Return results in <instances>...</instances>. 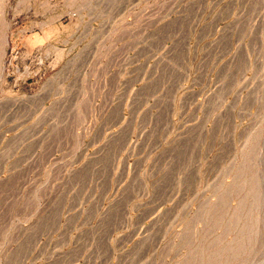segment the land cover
<instances>
[{
    "label": "rangeland",
    "instance_id": "rangeland-1",
    "mask_svg": "<svg viewBox=\"0 0 264 264\" xmlns=\"http://www.w3.org/2000/svg\"><path fill=\"white\" fill-rule=\"evenodd\" d=\"M263 143L264 0H0V264H264Z\"/></svg>",
    "mask_w": 264,
    "mask_h": 264
},
{
    "label": "bare ground",
    "instance_id": "bare-ground-1",
    "mask_svg": "<svg viewBox=\"0 0 264 264\" xmlns=\"http://www.w3.org/2000/svg\"><path fill=\"white\" fill-rule=\"evenodd\" d=\"M263 144H264V143H263ZM262 150L264 151V146H263V149H262ZM263 151H262V152H263ZM261 156H262V155H261ZM261 156H260V158H261ZM260 160H261V161L264 160V153H263V157H262V159H260ZM262 162H264V161H262ZM262 162H261V163H262ZM262 164H263V163H262ZM263 165H264V164H263ZM263 206H264V204H263ZM262 209H263V208H262ZM263 211H264V210H263ZM262 213H263V212H262Z\"/></svg>",
    "mask_w": 264,
    "mask_h": 264
}]
</instances>
